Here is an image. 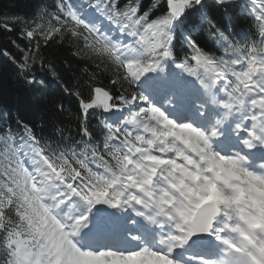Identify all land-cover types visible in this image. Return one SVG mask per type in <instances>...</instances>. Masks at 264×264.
<instances>
[{
	"label": "snow or ice",
	"instance_id": "1",
	"mask_svg": "<svg viewBox=\"0 0 264 264\" xmlns=\"http://www.w3.org/2000/svg\"><path fill=\"white\" fill-rule=\"evenodd\" d=\"M0 30L18 88L76 102L0 114V264H264V0H35Z\"/></svg>",
	"mask_w": 264,
	"mask_h": 264
},
{
	"label": "trees",
	"instance_id": "2",
	"mask_svg": "<svg viewBox=\"0 0 264 264\" xmlns=\"http://www.w3.org/2000/svg\"><path fill=\"white\" fill-rule=\"evenodd\" d=\"M35 0H0V13L29 15ZM147 4L148 0H144ZM246 24H242V28H246ZM16 39L20 42L16 34L5 33L0 30V47H9L10 40ZM15 51L14 49H12ZM48 56L52 59L57 71L61 77L67 81L73 79V76L80 75L81 68L85 66L83 62L76 58L68 45H53L47 49ZM7 67L6 60L0 57V114L4 109L18 113L26 120L38 121L41 117L49 115V100L51 98H60L65 102L66 112L62 117L66 121L72 119L71 113L75 112L76 102L72 97H63L59 86L53 82L46 73L38 74L46 81L47 87H37L31 91H24L18 88L9 79L4 69ZM101 81L107 84V80L101 77ZM96 117H93V121Z\"/></svg>",
	"mask_w": 264,
	"mask_h": 264
}]
</instances>
